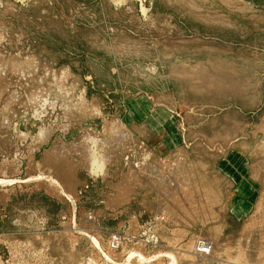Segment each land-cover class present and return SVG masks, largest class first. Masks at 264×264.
I'll return each instance as SVG.
<instances>
[{
  "label": "rangeland",
  "instance_id": "obj_1",
  "mask_svg": "<svg viewBox=\"0 0 264 264\" xmlns=\"http://www.w3.org/2000/svg\"><path fill=\"white\" fill-rule=\"evenodd\" d=\"M262 159L264 0H0V264H264Z\"/></svg>",
  "mask_w": 264,
  "mask_h": 264
},
{
  "label": "bare ground",
  "instance_id": "obj_2",
  "mask_svg": "<svg viewBox=\"0 0 264 264\" xmlns=\"http://www.w3.org/2000/svg\"><path fill=\"white\" fill-rule=\"evenodd\" d=\"M43 129H44V128H43ZM43 129H42V130H43ZM44 131H45V130H44ZM47 131H48V130H47ZM39 132H40V130H38V133H39ZM41 132H42V131H41ZM41 132H40V133H41ZM45 132H46V131H45ZM45 132H43V134H44ZM119 132H120V131H119ZM113 133H115V132H113ZM123 133H124V132H123ZM45 134H46V133H45ZM45 134H44V135H45ZM115 134H116V133H115ZM38 135L41 136V134H38ZM38 135H37V136H38ZM120 135H121V134H120ZM42 136H43V135H42ZM116 136L118 137V135H116ZM122 136L124 137V134H122ZM109 137H110V136H109ZM109 137H108V138H109ZM113 137H114V136H112V138H113ZM117 137H115V138H116L118 141H116V139H114L113 142H112V141L106 142L107 145H108V147H109V149H111L112 151L115 150V148L117 147V145H119V144L121 145V142H120L121 140H120V138H117ZM112 138H111V139H112ZM87 139H88L89 141L92 140L94 143L98 141V140L96 141V140H95L94 138H92V137H87ZM87 139H85V140L87 141ZM104 140H105V138H104ZM106 140H107V139H106ZM119 140H120V141H119ZM125 140H126V139H125ZM92 141H91V142H92ZM123 141H124V140H123ZM106 143H104V144H106ZM84 144H85V143H84ZM84 144H83V145H84ZM83 145H82V144L77 145V146H76V147H77L76 149L81 148ZM94 145H96V144H94ZM85 146H86V144H85ZM85 146H84V147H85ZM105 146H106V145H105ZM112 147H114V148H112ZM85 148H88V149H89V147H85ZM74 149H75V147H74ZM88 149H87V150H88ZM83 150H84V149L81 148V151H83ZM89 150H90V149H89ZM84 151H86V150H84ZM84 151H83V152H84ZM91 151L93 152V149H91ZM83 152H82V153H83ZM88 152H89V151H88ZM85 154H86V152H85ZM85 154H84V155H85ZM87 155H88V158L90 159V164L92 165L91 168H93V167H96V168H100V167H102V165H103V160H105V159L102 157V155H99V154H97L96 152L88 153ZM87 155H86V156H87ZM89 159H88V160H89ZM257 164H258L260 167H263V168H264V159H262L261 161H259V163H257ZM254 165H255V164H254ZM141 180H142V179H141ZM165 180H166V179H164V178H158V179H156V180L153 181V182H158V183L155 185V186H157V188H158V187H160L159 184H161V183L167 184V182H166ZM142 182H143V181H142ZM169 182H170V181H169ZM161 186H162V184H161ZM155 188H156V187H155ZM261 199H262V200L260 201V202H261V203H260V207H258L259 210L256 212V214H254V216H252L251 220H253V218H255V219H254V221H255V220L257 219V217L259 216V217L261 218V220H258V222L260 223V225H261V223H262V224H263L262 226H264V217H263V218L261 217L262 213H264V192H263V194H262V198H261ZM262 216H263V215H262ZM259 217H258V218H259ZM260 218H259V219H260ZM254 221H252V222H254ZM260 221H261V222H260ZM252 222H251V223H252ZM255 222H256V221H255ZM251 223H250V225L247 224V226H248V227L250 226V227L247 228V226H246V229H245V231H244V232H246V234L248 235V238L250 237V233H251V235L253 234L251 231H252V230L254 231V229H253V224H254V223H253L252 225H251ZM257 224H258V223H257ZM257 226H258V225H257ZM257 226H256V228H258V227L261 228L260 226H258V227H257ZM254 228H255V226H254ZM262 229H264V228L262 227L261 230H262ZM256 230H257V229H256ZM258 230H259V229H258ZM262 231H263V230H262ZM262 231H261V233L258 232V231H256V233H257L258 235L260 234L259 237H258V235L256 236V237L259 238V239L257 238V239H258L257 241L260 240V242H259L260 244H261V243H264V241H262V239L264 238V237H263L264 235H262ZM244 234H245V233H244ZM247 235H246V236H247ZM255 235H256V234H254V236H255ZM246 236H245V237H246ZM242 237H243V238H242L241 242H243V243L245 242V244H246L245 237H244V236H242ZM252 237H253V235H252ZM253 238H254V237H253ZM246 240H247V239H246ZM254 240H255V239H254ZM254 240H253V242L256 241V240H255V241H254ZM257 244H258V243H257ZM259 246H260V245H259ZM200 247H201V245H200ZM209 250H210V249H209ZM257 250H259V253H260V254H263V253H264V245H261V247H260L259 249L257 248ZM197 252H198V251H197ZM199 252H201V251H199ZM203 252H204V251H203ZM259 253H258V254H259ZM260 254H259V255H260ZM22 257H23V256H22ZM24 257H25V256H24ZM239 257H240V256H239ZM239 257L237 258V260H239ZM15 258H16V257H15ZM20 258H21V257H20ZM36 258H37V257H36ZM262 259H263V258H262ZM19 260H20V259H19ZM23 260H24V259H23ZM16 261H17V260H16ZM20 261H21V260H20ZM21 262H22V261H21ZM171 264H173V263H171Z\"/></svg>",
  "mask_w": 264,
  "mask_h": 264
},
{
  "label": "built area",
  "instance_id": "obj_3",
  "mask_svg": "<svg viewBox=\"0 0 264 264\" xmlns=\"http://www.w3.org/2000/svg\"><path fill=\"white\" fill-rule=\"evenodd\" d=\"M206 251H208L209 250V247H203Z\"/></svg>",
  "mask_w": 264,
  "mask_h": 264
}]
</instances>
